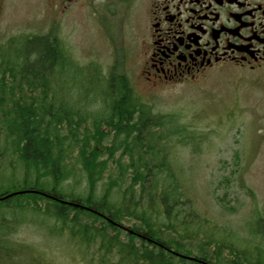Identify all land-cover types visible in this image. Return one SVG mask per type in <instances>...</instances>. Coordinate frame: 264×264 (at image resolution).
I'll return each mask as SVG.
<instances>
[{
  "label": "trees",
  "instance_id": "obj_1",
  "mask_svg": "<svg viewBox=\"0 0 264 264\" xmlns=\"http://www.w3.org/2000/svg\"><path fill=\"white\" fill-rule=\"evenodd\" d=\"M67 59L45 36L0 57V198L29 191L0 199V264H47L13 239L31 222L28 213L60 224L59 235L74 243L85 264H264L253 256L258 249L240 248L197 210L166 165L163 137L153 130L159 116L149 114L124 76H109L110 112L90 126L80 110L56 105L54 88L72 71L57 76L56 63ZM102 125L114 133L103 147ZM109 161L116 170L105 173ZM29 199L44 200V209H28ZM263 225L261 219L253 225L262 237Z\"/></svg>",
  "mask_w": 264,
  "mask_h": 264
},
{
  "label": "rangeland",
  "instance_id": "obj_2",
  "mask_svg": "<svg viewBox=\"0 0 264 264\" xmlns=\"http://www.w3.org/2000/svg\"><path fill=\"white\" fill-rule=\"evenodd\" d=\"M142 3L118 0L112 6L110 0H0V57L5 50L40 36L56 40L62 55L68 57L67 63H56V75L69 66L72 71L54 88V100L58 106L62 103V107L80 110L89 126L110 112L113 89L108 86L109 76H124L149 114L159 116L153 130L163 137L166 165L179 174L197 210L222 236L240 248L258 249L253 256L259 254L263 259L264 236L253 228L258 219L264 224L263 132L257 136L251 126L216 124L217 105L212 96L216 90L223 95L225 83L206 79L154 90L139 79L136 39L142 28ZM99 129L106 135L103 147L114 133L103 125ZM68 155L65 164L69 169L75 165L77 151ZM115 170L114 163H106L105 173ZM100 182L98 190L106 182L104 176ZM32 202L25 201L28 209L45 207L44 200L35 202L39 207ZM43 216L28 213L25 221L31 222L21 225L13 239L34 248L44 263L85 264L74 254V243L65 234L59 235L60 224Z\"/></svg>",
  "mask_w": 264,
  "mask_h": 264
},
{
  "label": "flooded vegetation",
  "instance_id": "obj_3",
  "mask_svg": "<svg viewBox=\"0 0 264 264\" xmlns=\"http://www.w3.org/2000/svg\"><path fill=\"white\" fill-rule=\"evenodd\" d=\"M140 18L137 73L148 88L225 83L212 96L216 124L264 135V0H143Z\"/></svg>",
  "mask_w": 264,
  "mask_h": 264
},
{
  "label": "water",
  "instance_id": "obj_4",
  "mask_svg": "<svg viewBox=\"0 0 264 264\" xmlns=\"http://www.w3.org/2000/svg\"><path fill=\"white\" fill-rule=\"evenodd\" d=\"M26 192H29V191H18V192H13V193H10L4 197H1L0 199H3V198H7V197H10V196H13V195H16V194H21V193H26Z\"/></svg>",
  "mask_w": 264,
  "mask_h": 264
}]
</instances>
